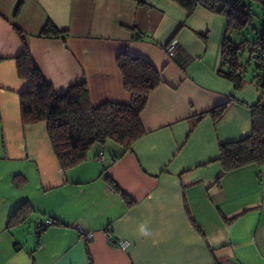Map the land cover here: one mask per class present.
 Here are the masks:
<instances>
[{
	"label": "crops",
	"instance_id": "obj_1",
	"mask_svg": "<svg viewBox=\"0 0 264 264\" xmlns=\"http://www.w3.org/2000/svg\"><path fill=\"white\" fill-rule=\"evenodd\" d=\"M47 21L63 34L41 36ZM13 26L55 92L85 81L94 107L131 101L118 54L159 71L140 114L145 133L130 151L95 143L85 161L61 169L46 122L22 124L27 82ZM225 32L226 18L200 3L189 12L176 0H0V264H264V166L223 173L218 160L220 143L251 134L249 106L264 103V89L218 74ZM173 38L176 58L164 49ZM226 102L216 118L205 114ZM26 200L34 227L7 229ZM46 218L55 223L38 229ZM107 231L130 247L111 245Z\"/></svg>",
	"mask_w": 264,
	"mask_h": 264
},
{
	"label": "trees",
	"instance_id": "obj_2",
	"mask_svg": "<svg viewBox=\"0 0 264 264\" xmlns=\"http://www.w3.org/2000/svg\"><path fill=\"white\" fill-rule=\"evenodd\" d=\"M176 1L189 12L200 3L226 18V32L221 43L218 74L232 81L238 88L245 78L246 65L241 62V51L244 50L246 42H234L227 33L232 30L240 31L251 22L253 14L249 9L251 4L247 3L248 1L256 2L264 15V0ZM19 9L17 6L15 16ZM13 27L23 46L21 53L15 57L17 74L27 82L26 90L19 93L22 124L46 122L50 144L61 169L67 170L85 161L95 143L104 145L107 141H111L121 146L124 152L130 151L133 143L145 133L140 114L147 104L150 93L161 83L159 71L140 56L126 52L118 54L116 64L121 72L124 87L131 94V101L128 104L105 102L94 107L90 103L85 81L70 85L62 93L55 92L33 59L25 40V32L16 26ZM63 32L47 21L40 35L57 37ZM137 36L141 35L137 34ZM259 48L264 49V26L260 36L247 50L245 60L247 64L250 63L251 54ZM253 64L254 73L251 79L260 89H264V68H259L255 62ZM259 69L260 71L263 69L262 83L256 78ZM226 104L227 102L219 104L205 114L216 118L225 109ZM249 107L252 113L251 134L237 141L219 144L218 160L222 165L223 173L248 163L264 166V103L259 100ZM13 183L19 185L18 176L13 178ZM113 186L127 205L133 204V200L115 185ZM33 213L34 209L30 202L24 201L11 213L6 228L11 229L25 223Z\"/></svg>",
	"mask_w": 264,
	"mask_h": 264
},
{
	"label": "rangeland",
	"instance_id": "obj_3",
	"mask_svg": "<svg viewBox=\"0 0 264 264\" xmlns=\"http://www.w3.org/2000/svg\"><path fill=\"white\" fill-rule=\"evenodd\" d=\"M247 3L251 4V6H249L250 7L249 9L251 10V13L253 14L251 22L247 25L246 28L240 31L232 30L229 32L228 35L233 41L237 43L246 42L244 50L241 51V54H242L241 62L245 63L246 65L245 77L251 78L254 73V64H253L252 58L250 59L249 64L246 63L245 60L247 57V50L256 41V38L260 36L261 34V31L264 26V15L262 13L260 6L256 2L248 1ZM105 149H106L105 151L106 155H111L112 153H114L110 151L109 149H107V147H105ZM35 221L36 220H34L33 222V219L29 218L27 221V224L31 225V228H32V226L34 227Z\"/></svg>",
	"mask_w": 264,
	"mask_h": 264
},
{
	"label": "built area",
	"instance_id": "obj_4",
	"mask_svg": "<svg viewBox=\"0 0 264 264\" xmlns=\"http://www.w3.org/2000/svg\"><path fill=\"white\" fill-rule=\"evenodd\" d=\"M164 49L167 53V55H169L172 58H176L179 56L180 53V43L176 38L171 39L165 46ZM253 62L257 63V66H259V68H264V49H257L255 50L252 54L251 57ZM263 69L258 70L257 74H256V78L257 81H259V83L263 82V74L261 73ZM99 157H102V153H99ZM55 223V220L52 218H46L43 222V224L40 223V221H37V227L38 229H42L43 227H46L48 225H52ZM76 227H78L76 225ZM81 235H83V239H85V241L87 242H91L93 240V232L91 231H83L81 233ZM106 238L107 240L110 242L111 245L115 246V247H119L121 249H127L130 247L131 242L129 240L120 238V237H115L112 236V234L110 232H105Z\"/></svg>",
	"mask_w": 264,
	"mask_h": 264
}]
</instances>
